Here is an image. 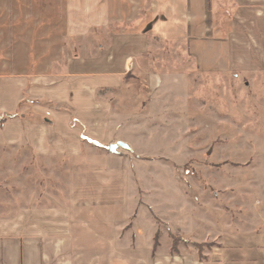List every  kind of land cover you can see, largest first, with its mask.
Instances as JSON below:
<instances>
[{"label":"rangeland","instance_id":"1","mask_svg":"<svg viewBox=\"0 0 264 264\" xmlns=\"http://www.w3.org/2000/svg\"><path fill=\"white\" fill-rule=\"evenodd\" d=\"M46 1L21 3L50 4ZM160 3L154 24L149 18L142 21L141 16L131 25L113 24L95 30L89 44L81 40L77 45L65 30L63 44L48 47L49 54L58 56L62 50L64 59L41 62L47 74L55 77L87 70L94 71L98 79L104 74H121L118 86L97 89L94 117L109 123L106 144L125 142L131 151L112 154L108 145L90 153L94 177L81 171L80 186L72 189L69 167L67 163L61 167L60 159L40 162L22 153L11 157L9 149L0 148V213L23 207L30 192L42 207L40 196H51L63 205L59 209L63 212L72 211L75 193L79 204L75 201L74 211L78 212H86L94 196L125 198L129 219L121 228L122 245L130 249L142 241L158 257L191 253L203 257L216 247L221 234L260 218L263 213L258 206L264 203V78L256 83L249 80L245 43L219 44L213 31L226 29L212 30L200 21L201 0ZM5 26L11 32V14L0 13V33ZM114 36L119 43L109 44L107 40ZM124 37L127 40L121 42ZM35 63L0 60V74L7 68L22 74ZM39 100L49 111L68 112L50 93ZM7 120L0 117V129ZM11 164L17 166L12 172ZM68 225L64 221L63 232ZM24 238L19 240L25 242ZM40 242L36 239L38 245ZM64 242L68 243L66 237ZM38 253H33L36 260L43 255ZM70 253L48 252L44 260L66 264L71 255L79 261L87 259L85 253ZM128 255L132 256L129 262L141 260L139 253L129 251Z\"/></svg>","mask_w":264,"mask_h":264},{"label":"crops","instance_id":"2","mask_svg":"<svg viewBox=\"0 0 264 264\" xmlns=\"http://www.w3.org/2000/svg\"><path fill=\"white\" fill-rule=\"evenodd\" d=\"M22 1L0 0V13L11 14V32L5 26L0 33V60L36 63L22 74L12 68L0 74V117H8L0 129V148L9 149L11 157L22 153L40 162L60 159L61 167L64 163L69 167L71 188H79L81 171L86 170L90 172L88 177H94L90 153L96 154L109 145L105 143L109 123L99 122L94 117L95 93L99 87L118 86L121 74H104L106 76L98 79L94 71L87 70L55 77L47 74L41 62L64 59L62 50L58 56L49 54L48 47L62 45L65 30L67 38L74 39L79 45L81 40L89 44V37L95 30L107 29L113 24L129 25L140 16L142 21L149 18L154 24L161 0H62L60 3L48 0L46 3L50 4L46 5L35 2L26 5ZM170 1L172 5L180 2L168 0L169 5ZM184 2L186 4L187 0ZM201 2L200 21L212 30L226 29L213 31L217 42L226 45L245 43L249 80L256 83L259 78H264V0ZM126 40L124 37L121 42ZM107 41L119 43L116 36ZM1 46L7 47L1 49ZM69 60L76 59L69 57ZM49 93L59 107L65 106L68 112L56 108L49 111L39 100L48 98ZM99 128L102 133L97 134ZM16 168L11 164V172ZM74 196L71 212L59 211L63 205L45 194L40 196L43 207L39 206L30 192L23 207H11L9 214L0 213V264H49L44 260V254L55 251L86 254L87 259L83 261L71 255L66 264H264L263 202L258 206L263 213L260 218L247 220L235 231L221 234L216 247L203 253V257H197L195 253L158 257L142 241L130 249L127 244L122 245L121 228L129 219L127 199L94 196L89 199L87 211L78 212L74 210L79 198ZM53 204L54 208L49 207ZM64 221L69 222L66 232H63ZM188 230H191L190 225ZM22 236L25 242L19 240ZM39 238L38 245L36 239ZM41 251L42 257L36 260L33 253L40 254ZM129 251L139 253L141 260L129 262L128 258H132Z\"/></svg>","mask_w":264,"mask_h":264},{"label":"water","instance_id":"3","mask_svg":"<svg viewBox=\"0 0 264 264\" xmlns=\"http://www.w3.org/2000/svg\"><path fill=\"white\" fill-rule=\"evenodd\" d=\"M121 149L123 151H131V149L129 148V146L123 142H117L116 144H113L109 147V151L112 154H116L117 150Z\"/></svg>","mask_w":264,"mask_h":264}]
</instances>
